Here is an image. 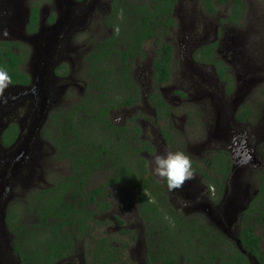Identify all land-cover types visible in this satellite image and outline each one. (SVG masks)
Instances as JSON below:
<instances>
[{
  "label": "rangeland",
  "instance_id": "1",
  "mask_svg": "<svg viewBox=\"0 0 264 264\" xmlns=\"http://www.w3.org/2000/svg\"><path fill=\"white\" fill-rule=\"evenodd\" d=\"M242 1L245 3L244 16L235 26L222 22L229 14L231 3L217 7L214 14H209L201 8L199 0L177 1L173 15L175 25L166 35L165 40L173 48L171 76L165 85L156 88L157 94L161 96L163 94V100L169 104L173 115L169 121L155 123L153 110L149 107L148 94L155 87L148 78L152 69L151 59L156 49L152 40L144 44L145 56L137 59L132 72L134 80L142 91L137 105L129 109L113 110L110 114V118L118 126H128V129L132 119H136L135 123L140 129V136L154 148L152 156H143L147 161V171L163 189L164 194H167L172 206L184 216L197 217L200 224L212 228L230 241H234L238 233L240 212L247 208L251 202L250 199L256 195L259 179L264 176V157L261 160V154L264 155V148H261L264 144V0ZM19 2L24 14L19 12L22 17L19 16L17 25L7 26L13 39L24 36L22 19L28 13L30 1L19 0ZM107 2L109 3L110 0H97L95 5L92 3L90 18H86L84 28L76 27L70 33V39L65 42V46L61 45L62 40L54 45L56 54L65 50V54L62 52L61 55L66 57L63 65L67 67L69 79L58 81L57 86L60 88L52 90L50 99L39 111L40 116H44L46 112L48 114V112L62 111L75 106L83 98L84 91L90 85L86 78L85 57L91 52L97 40L104 39L111 33L101 23L109 12ZM97 7L100 8L97 9ZM8 16L2 15V18L5 19ZM50 18L55 20L60 17L57 12L46 14L45 11L43 19L46 24ZM211 43L217 44L214 59L225 64L227 74L232 78L230 87L218 79L211 66L195 60V53L199 48ZM55 61L52 62L54 66H56ZM24 68L29 70V63ZM35 69L36 63L33 73ZM37 73L40 74L39 71ZM65 84L68 86L61 90ZM192 88L197 92H194ZM8 91H10V97L2 96L1 100L4 108H0V133L5 125L14 124L21 135L17 143L9 150H5L0 144V157L10 155L17 148L23 149L25 145L28 157L24 161L29 167V179H26L28 175L19 176L18 171L21 165L17 170L14 166L17 171L14 173L17 181L11 198L12 204L22 205L25 204L27 191L31 194L40 184L48 183L49 178H51L50 182H54L57 177L68 176L70 171L66 160L58 162L54 159L50 142L40 138L43 119L37 122L29 138L30 142L23 141L26 134L24 120L29 115L28 104L23 99L21 89L9 88ZM44 93L46 94L45 91ZM243 106L252 113L249 122L231 126L230 118ZM220 114L223 115L222 119ZM22 129L25 133L24 131L22 133ZM227 129L231 131V136L235 137V146L232 150L230 149L231 152L228 151L229 155L231 154L230 162L233 161V168L223 180V192L217 198L216 188L209 180V177H213L211 171L213 164L210 165L209 162L213 154L223 151L228 146V143L223 144L218 140L224 137V131ZM160 130L168 134V146L163 143ZM36 132L39 136L37 135L38 138L35 140ZM31 138L33 140H30ZM173 139H175L174 145H170ZM166 151L183 152L192 162L194 161L196 166V171L193 170L195 178L187 181L182 189L174 193L168 191L166 182L153 175L150 163L154 155L165 154ZM237 153L239 159L246 155L250 161L249 164L244 163L239 166L238 158H235ZM101 173L94 175L88 189L100 186L104 181ZM107 192L111 209L100 217V220L105 217L104 228L90 230L91 234L88 237L75 239L72 254L57 264H93L90 261L91 251L97 247L96 242L106 237L105 235H109L106 239L113 244L128 246L127 251L122 248V254H125L118 264H147L144 244L150 238H146V225L138 214L137 202L132 191L120 184L108 189ZM11 203L9 202L8 205ZM113 210L117 213L112 215ZM114 216L123 222L122 226L112 221ZM23 222L32 225L37 224L38 220L29 213L25 215ZM0 223L2 225V221ZM120 228L130 230V235H119ZM256 233L261 237L260 247L264 251V226L259 225ZM34 234L35 230L27 231L26 240ZM132 234L136 236L133 242L130 240ZM12 240L13 238L9 240L10 246ZM28 246L26 244L25 249ZM33 247L38 245L34 243ZM2 249L7 253L6 257L11 260V264H19L11 248L8 249L6 239L2 242ZM29 249H31L30 254L32 250H35L32 247ZM29 256L35 259L34 256Z\"/></svg>",
  "mask_w": 264,
  "mask_h": 264
},
{
  "label": "trees",
  "instance_id": "2",
  "mask_svg": "<svg viewBox=\"0 0 264 264\" xmlns=\"http://www.w3.org/2000/svg\"><path fill=\"white\" fill-rule=\"evenodd\" d=\"M177 1L112 0L108 23L112 36L97 40L86 59V78L90 85L78 104L51 117V123L57 128L51 139L56 150L55 159L66 160L70 174L54 184V195L41 199L39 195L30 194L24 207L36 217L37 224L24 223V214L9 224L13 233V255L19 264H57L72 254L71 231L75 230L72 235L76 240L89 236L92 216L107 208L102 186L86 190L94 175L101 172H108L110 186L130 178L128 185L136 193L139 215L146 225V238H150L144 244L147 264H249L234 241L203 226L197 217L182 215L171 205L157 181L147 174L146 161L140 154H152L153 148L140 140V129L133 124L134 119L130 129L116 126L110 120V111L131 107L139 101L138 85L132 72L137 59L145 56L142 48L148 40L156 45L152 81L155 85L169 81L173 48L165 38L175 25L173 15ZM199 3L209 14H214L217 7L231 3L227 18L221 21L233 26L242 20L245 12L242 0H199ZM37 20L38 8L34 6L26 26L27 33L35 30ZM52 20L50 18L49 22ZM213 49L212 45L203 46L195 53V60L214 66L217 77L230 87L232 78L227 74L225 64L214 59ZM27 55L23 43L0 42V68L11 76L13 86H24L29 81L22 72ZM152 97L156 110L161 109L167 115V105L159 95ZM234 118L240 124L249 122L250 110L246 106L240 107ZM16 134V127L9 126L2 136V144L10 145ZM163 134L167 135L164 131ZM228 158L225 152H217L209 162L213 164V177L209 180L216 188L217 198L221 196L223 180L230 172ZM192 168L196 171L194 163ZM258 185L256 195L238 219L236 236L243 250L258 264H264L261 237L256 233L259 225L264 226V176ZM82 193L85 198L81 197ZM86 204L95 208L82 219L80 209ZM30 230H35V234L26 240L25 233ZM130 240L133 242L135 238ZM34 243L38 247H33ZM26 244L29 245L27 249ZM96 245L91 253L93 264H118L125 254H122V248L127 251L128 247L113 245L106 237L99 239ZM29 247L35 249L32 254Z\"/></svg>",
  "mask_w": 264,
  "mask_h": 264
},
{
  "label": "flooded vegetation",
  "instance_id": "3",
  "mask_svg": "<svg viewBox=\"0 0 264 264\" xmlns=\"http://www.w3.org/2000/svg\"><path fill=\"white\" fill-rule=\"evenodd\" d=\"M29 1L30 2H29L28 13L26 14V17L24 18V22H23L24 38L23 37L22 38L20 37V38H17V39H2V38H0V42H12V43L20 42V43H23L24 45H26L28 55H27V60H26L25 64L22 65V72L27 75L29 81H28L27 85H24V86H13V85L10 84L7 88H5L3 90V92L0 93V108H4L3 107L4 105L1 103L2 96L6 97V96L9 95V97H10V91H8L9 88H18V89H21V91H23L24 93L26 92V94H22V95H24L23 99L28 104L29 115L26 116V118L24 120V130L26 131V134H24L25 135V139H23V141L30 142L29 138L32 136L34 128L37 125V122L39 120L43 119V130L40 133V138L42 140L50 142V146H52L53 151H54L53 154H54V159H55L56 150H55V147L52 144L51 139H53V135L52 134L53 133H55V134L57 133V128L54 127V125L51 123V117L53 115H55V114H60L65 109H63L62 111L56 110L54 112H50V113L48 112V114L46 112V114L44 116H40L39 115L40 109L44 106V104L47 102V100L50 99V94H51L52 90H54L55 88H60V86H57V85H59L58 81L62 80V79H64V80L69 79V77L67 76V67L65 65H63V63H65L64 59H66V57L61 55L62 52L65 54V50H62V51H60V53L56 54V49H55L56 46H54V45L55 44L57 45V43L59 44L60 41L62 40L63 43H61V45L65 46V44H66L65 42H68V40L70 39V33H72L73 30L76 27L81 28V29L84 28V25L86 24V18H90L89 14L91 12V4L94 3V5H95L97 0H29ZM111 2H112V0H110L109 3L107 2V11H109V12L101 21L102 26L108 28V30H110V32L112 31V28L109 26L108 23L110 21L109 14L111 12V8H110ZM6 3H7L6 0H4L3 3L0 0V10L3 7V5H5ZM34 6L38 8L37 25H36L34 31H32L31 33H27L26 26H27L28 21H29V16H30L31 9ZM99 8L100 7H97V9H99ZM175 8H176V6H175ZM45 11H46V14L56 13L57 12V15H59L60 18L59 19H55V20H54V18H52L53 19L52 22H49L50 20L48 19L47 24H46L45 20L43 19V14H45ZM0 15H1V13H0ZM17 19H18V17H16V20ZM42 21H44V23H42ZM111 23L114 24V21L111 22ZM171 30L172 29H170L169 31H171ZM0 31H1V29H0ZM111 36H112V32L104 39H107V38H109ZM41 37H46L50 41V46H49V52L50 53H49V56L46 57V60L48 61V63H50V66L48 67L49 70L47 69L48 73L46 72L45 77L43 79L41 77L40 79L38 78L36 80V77H34V75H33L34 74L33 70H34L35 63H36V65H40V63L45 59V55L40 53V48H39V45L41 44V41H42ZM22 39H27V40L24 41ZM63 39H64V41H63ZM104 39H100V40H104ZM165 40H166V38H165ZM209 45H212L214 47L213 52H212V55H214L215 48H216L217 44L216 43H211ZM201 48H199V49H201ZM142 50H143V48H142ZM88 54L85 57V61L87 59ZM172 57H173V54H172ZM55 59H57V60L55 61ZM152 59H151V67H152ZM53 61H55L56 66H54L52 64ZM27 63H29V70H28V68H24L25 66H27ZM171 63H172V60H171ZM209 66H211L212 69H214V66H212V65H209ZM213 72L216 74L215 69L213 70ZM32 75H33V77H32ZM148 78L150 79L151 83L155 86V87L153 86L154 89L148 94L149 102H150L149 107L151 108V110H153V114H154L153 118L155 120V123H158V122L162 123L165 120L169 121L170 118L173 115H172V113L170 111L169 104H167L163 100V94L161 96L158 93L159 97L161 98V101L164 102L167 105V109H168L167 115L161 109H160L161 110V114H160V110H158V111L156 110L157 106L154 105L155 98L152 97L154 94L157 95L156 88L157 87L161 88L167 82L165 84L155 85L154 82L152 81V69H151V73L149 74ZM218 79H219V77H218ZM43 86H44V88L42 90ZM67 86H68V84H65L64 87H61V90H64L65 87H67ZM192 90L194 92H197V90H195L193 88H192ZM44 91L46 92V94L44 93ZM138 93H139V95L142 94V91L140 90L139 85H138ZM44 94H45V96H44ZM11 99H13V98H11ZM137 103H135L132 106L133 107L136 106ZM131 107H128L127 109H129ZM123 109H125V108H123ZM111 113H112V111H110L109 115ZM157 115L161 116L164 120L161 119V118L158 119ZM251 115H252V113L250 111V117H251ZM234 116L230 118L231 126L233 124H235V125H244V124L247 123V122L246 123H241V124L237 123L235 121ZM222 118H223V115L220 114V119H222ZM110 120H111V122L114 125L118 126L115 123V121L112 120V118H110ZM135 120H134L133 124L135 123ZM11 125H14V124L5 125L3 127V129L1 130V133H0V144L5 150L11 149L17 143V141L19 140V137L21 135V132L19 131V129H17V127L14 125L16 127L17 134L13 138L12 142L10 143V145L4 146L2 144V142H1L2 136L5 133V131L7 130V128L9 126H11ZM222 125L225 126L223 124V122H222ZM119 127H121V126H119ZM24 130L22 129V133H23ZM25 131H24V133H25ZM160 134H162L163 143H166V145H167V142L169 141L168 134L164 135L163 131H161ZM37 135L38 134L36 132L34 134V139L35 140L39 136V135L38 136ZM223 135H224V137H222L221 139L219 138L218 140L222 141L223 144L228 143V146L223 149V152H225L228 155V157H229L228 159L230 161L231 160V154L229 155L228 151L231 152V150L235 146V137L231 136L232 134H231V131H229V129L224 131ZM139 138H140L141 141H145L144 139H142V137L140 135H139ZM30 140H33V139L31 138ZM174 141H175V139H173L171 141L170 145H174ZM146 142L149 143L148 141H146ZM263 145L261 146V148H263ZM22 148H23L22 149L23 153L20 154L21 169L18 171V174H19V176L28 175V177L26 179H29V167H28V165H26V162L24 161L28 157V152L26 153L25 145ZM10 151L12 152L13 150H10ZM7 152H9V151H7ZM219 152H222V151H219ZM153 153H154V148H153ZM152 154H147V153L143 152V153L140 154V156H142V157L144 155L145 156H152ZM238 155L239 154L237 153L235 155V158H238ZM143 158L146 161V158L145 157H143ZM261 160H263L262 156H261ZM56 161L61 162L62 160H56ZM238 161H239L238 162L239 166L243 165L244 163L245 164H249V162H250L246 155H243L241 157V159L238 158ZM146 163H147V161H146ZM192 163H194V161ZM16 164H17V159L13 158L12 153L10 155L1 156L0 157V181H1V186H0V221H2V225L0 223V247H1L0 250L5 254V255H3V253L0 251V264H11L10 263L11 260H9L6 257L7 253L4 251V249H2V242L5 239L7 241L8 249H9V247L11 248V251L13 249L12 248V243H11V246L9 245V240H11L13 238V233L10 230L9 224H12L13 221H18V217L20 216V214H24V215H28L29 214V211L27 209H25V207H24L26 204H28V202H29V200L31 198V195L29 194L28 191H27V198H26L25 204L14 205V204L11 203V198L14 195L13 194V189L15 188V183L17 181L16 180V175L14 173L15 172L17 173L16 170L19 169V167H20V166L18 168L15 167L16 168V170H15L14 166H16ZM232 164H233V161L230 162V166H229L230 167V172L232 171V168H233ZM238 165H236V166H238ZM243 169H244V167H243ZM106 170H107V168H106ZM146 170H147V168H146ZM69 171H70V169H69ZM133 172H134V170H133ZM230 172H229V174H230ZM101 174L103 175L104 181L100 184V186H102V188H103V193L102 194H103V197H104V202H106L107 208L103 212H100L99 214L92 216L93 221H92V225L90 223V228H89L92 231L101 230L105 226V217H103L102 220H100V217L102 215L108 213L109 210L111 209V205L108 202V192H107L108 189H112L115 186L123 184L130 191H132V193L134 195V199L137 202L136 193L128 185V181L130 179L129 177H128L129 179H128L127 182H125V181L115 182V183H113L112 186H110L107 183L108 172H102ZM147 174L150 175L148 171H147ZM62 177L63 176L57 177V180L54 181V182H50L51 178H49L48 179V183H45V185H44V183H43V185L39 183L40 186H38L37 189H35V192H33V193L35 194V196L39 195L41 199L42 198H46V197H50L51 195H54L55 191H52V189L55 186L54 184L56 182L60 181V179ZM91 183H92V181H91ZM91 183L86 185V190H91L93 188V187H91L90 189H88V186ZM44 192H45V194H43ZM256 192H257V190H256ZM81 197L85 198L86 196L82 193ZM253 198L254 197H252L250 199V201H252ZM41 199H38V200H41ZM72 200H71V202H73ZM168 201H169V199H168ZM9 202L11 203V205H8ZM246 206H247V203H246ZM137 207H138V202H137ZM94 208H91L89 205L86 204L84 206V208L80 209L81 213H82V214H80L82 216V219H85L86 214L88 216L91 211H94ZM83 213H85V214L83 215ZM115 213H117V211L113 210L112 215L115 214ZM138 214H139V208H138ZM240 214H241V212H240ZM24 218H25V216H24ZM112 221H115V223L119 224L120 226L123 225V222L120 219H118L116 216H114ZM120 222L122 224H120ZM122 231H123V234H122ZM74 232H75V230L71 231V234H70L72 236L73 240L76 239L74 237V235H72V234H74ZM118 232H119V235H130V233H131L130 230L124 229V228H122V229L120 228V230ZM88 234L90 235L91 232H89ZM105 236L109 238V235H105ZM131 236L132 237L130 239L136 238L135 234H132ZM237 241H238V239H237V236H236L234 238L235 244H236ZM113 245H116V244H113ZM116 246H120V245H116ZM236 246H237V244H236ZM237 248L242 254H244L247 257V259L249 261V264H258L255 261V259L250 257V255L243 250V248L241 246H240V248L237 246ZM94 251L95 250L93 249L91 251V253H93Z\"/></svg>",
  "mask_w": 264,
  "mask_h": 264
},
{
  "label": "clouds",
  "instance_id": "4",
  "mask_svg": "<svg viewBox=\"0 0 264 264\" xmlns=\"http://www.w3.org/2000/svg\"><path fill=\"white\" fill-rule=\"evenodd\" d=\"M10 84L11 76L5 69L0 68V93ZM150 163L153 175L166 182L170 193L182 189L187 181L195 178L192 161L183 152L166 151L165 154H156Z\"/></svg>",
  "mask_w": 264,
  "mask_h": 264
},
{
  "label": "water",
  "instance_id": "5",
  "mask_svg": "<svg viewBox=\"0 0 264 264\" xmlns=\"http://www.w3.org/2000/svg\"><path fill=\"white\" fill-rule=\"evenodd\" d=\"M2 3L4 2V0H1ZM7 3L5 5H3V7L0 10V38L2 39H13V37L10 36V31L7 28L8 25H17V22L19 19L16 20V17L19 18L22 17V15H19V12L21 11L24 14V11L21 10V6H20V2L19 0H6ZM2 15H9L7 18H2ZM26 17V15L23 17L22 19V25L24 22V18ZM3 30H5V33H3ZM3 34V35H2ZM24 38V36H21V38ZM17 39V38H16ZM22 40H27V39H22ZM41 44L39 45L40 48V53L45 55V59L40 63V65H36V69L34 72V77H36V80L42 77V79L45 77L46 72L48 73L49 70V64L48 61L46 60V57L49 56V46H50V41L46 38V37H41ZM48 69V70H47ZM37 71H39L40 74L37 73ZM38 76H37V75ZM44 86L42 87L43 90ZM21 94H26V92H21ZM18 95V94H17ZM16 95V96H17ZM23 151L21 148H17V150H15L14 152H12V156L14 159H17V164H16V168H18L20 166L21 160H20V154H22ZM233 165V164H232ZM0 186H1V181H0ZM237 246L240 248V243L239 241L236 242Z\"/></svg>",
  "mask_w": 264,
  "mask_h": 264
}]
</instances>
